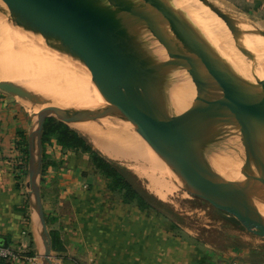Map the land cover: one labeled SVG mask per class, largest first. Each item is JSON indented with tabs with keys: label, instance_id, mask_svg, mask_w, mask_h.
<instances>
[{
	"label": "water",
	"instance_id": "obj_1",
	"mask_svg": "<svg viewBox=\"0 0 264 264\" xmlns=\"http://www.w3.org/2000/svg\"><path fill=\"white\" fill-rule=\"evenodd\" d=\"M114 2L145 37L151 51L137 53L126 48L119 39L112 20L95 0H0L45 47L89 74L97 84L111 88L125 86L141 92L181 80L177 78L183 76L189 77L193 83H206L218 104L221 155L152 135L142 121L147 113V104L141 97H136L133 115L112 99H105L97 109L109 111L123 125H128L160 160L182 164H197L206 158L221 160L230 174L229 189L207 192L190 188L183 182L186 189L193 196L217 206L221 211L233 213L230 209L217 205L219 202L232 200L241 206L250 219L264 228V174L259 170L256 160L253 100L247 83L221 52L226 47L231 53L248 55L249 48L240 43L239 38L245 34L264 42V30L231 18L222 32L225 43L222 42L221 45L215 44L207 36L186 38L182 44H177L148 22L143 12L130 0ZM83 23L90 25L99 35L105 51L94 47L85 37L82 32ZM0 91L14 99L33 104H39L40 101L36 95L6 82H0ZM83 109L88 108L85 105L54 108L30 115L31 126L26 135L25 187L29 210L38 224L37 233L42 244L41 264H53L55 259L52 256L51 237L41 197L43 125L51 117L69 126V120L81 119L76 114ZM238 222L247 232L264 237V234L250 231L239 220ZM0 247H6V243H0Z\"/></svg>",
	"mask_w": 264,
	"mask_h": 264
},
{
	"label": "rangeland",
	"instance_id": "obj_2",
	"mask_svg": "<svg viewBox=\"0 0 264 264\" xmlns=\"http://www.w3.org/2000/svg\"><path fill=\"white\" fill-rule=\"evenodd\" d=\"M136 1L139 2V0ZM206 1L209 4V6L207 7L208 10L211 11V14L215 12L214 13L215 15L219 16L220 18H223L221 14L225 13L224 15L229 19L231 18H234L236 20L238 19L249 25L264 30V14L260 13L255 9L249 11V8H247L241 0H206ZM144 2L156 3L157 0H144ZM0 8L2 9L3 12L7 14L8 17H10L11 21H14V19H16V21L19 23V20L14 16V14L11 11L8 10L7 7H5L0 3ZM11 16H13V18ZM204 25L205 24H203V26ZM16 26L17 29L10 27L8 24L0 23V29L2 31L3 30H5V32L9 31L8 33L15 34V36L23 40L25 39L24 40L25 42L29 41V43L31 44L29 46L31 47L33 46L32 44H34L37 45L36 46L37 48H41V49L43 48L42 50L45 49V51L47 50L46 52L51 53V55H54L58 63L62 64V66L55 72L57 83L52 84L53 82L51 81H38V83H33V86H28L30 84L28 83L29 76L35 73L36 70H38L39 73L40 68L31 67L29 64H27V62L33 61L32 58H37V57H35L33 54L27 53V51H25L18 42L6 41V40L0 41V71H1L0 81L3 78L4 80L2 79L1 82H6L25 91L29 90L27 92L33 95L38 94L37 97L39 99L41 97L42 104H44L42 106L43 108L42 111L59 108V107L70 108V107L85 105L88 109H83L76 114V117H79L83 120L82 121L74 120L73 122L72 119V124L70 122L71 120H69L68 122H70L69 124L70 127H72L77 131V129L74 127H77L76 125H81L84 122L85 124L83 123L84 125L82 124L81 126L83 127L88 126L93 130H96L97 128V130L99 131L102 130L105 133L120 140L121 143L124 144L122 146H131L136 148L138 150L136 151V153H134L136 156L130 155L128 156L129 158L127 157L123 160L114 161V162L109 161L108 159L106 160L112 163V165H114L115 167L127 173V175H129L128 176L129 179L132 181L133 185L136 188L143 189L149 194V196H151L152 198L151 200L154 204V208L141 211L142 214L154 215L158 218L168 221L170 223L171 229L174 232L186 231V232L198 233V235L204 238L205 241L212 242L214 245L218 246L223 251L228 250L232 246H236V245L245 246L252 249L253 248L264 249V237L254 234L252 232H247L244 228L241 227L240 224L239 226H237L233 224V222H231L232 219L236 220L237 222L238 220L241 221L240 218L242 215H245V213L236 210H231L235 214L236 216L235 217L233 213L229 211L218 210L217 206L213 204H209L206 201L193 196L186 189L185 184H187L190 188L193 189H198L197 186L191 181H189L188 178L182 175H181V179L185 184L180 182L179 188L170 189V190L169 189L158 190L159 192H161L160 194L163 197L162 199L157 198V196L151 194V192L148 191V188H146L147 185L146 179L138 176L139 172L142 171L147 172L152 167L150 161L146 159L145 152L153 157L155 156L154 158L157 160V163L159 162L158 163L159 166L165 168L163 164H167V163L160 160L153 152V150L143 140H141L137 135L133 133V131L130 129V127H128V125L124 126L109 111L104 109H97L99 106L103 105L105 99L109 98L117 102L120 101L119 104L122 107V109H124L130 115H133L135 110L131 111L129 106H127V104H125L122 101V98H120V95L121 97L135 95L132 94L133 88L132 89L127 88V90L125 91V90H120V86L111 88L93 82V79L90 77L89 74L74 67L73 65L66 62L65 60L57 56L55 53L50 51L47 47L41 44V42L35 37V35L25 26H23L21 23H19ZM30 34L32 37L30 36ZM206 36L211 41H213L215 44L218 45V36L215 33L211 32L210 30H207L204 32V34L202 33L201 35H199V37H206ZM27 42L26 44H28ZM123 45L129 50L131 49L133 52L140 53L134 47H130L125 44ZM33 47L36 48L35 46ZM96 48L101 51L106 50L104 44L98 45L96 46ZM222 54L231 62V60L223 52ZM234 54L236 57L240 55L236 53ZM241 56H243L244 58L251 57L248 60L250 65V72L255 77L253 78L252 82H248L245 79L243 80L247 83L248 87L250 86L249 90L251 92L252 98L256 97L255 99L254 98L252 99L255 109L254 110L255 119H256V123H258L256 124L255 152H256L257 166L259 170L264 174V117H263L264 49L260 47L259 50L250 51L248 55L241 54L240 56H238L239 57L238 61H240L239 63L242 65L244 69L243 66L244 64L241 61L242 58ZM13 61H17V62L15 63ZM67 64L72 69L68 68ZM4 69H6L5 70L6 72L4 71ZM192 85L194 89V91H191V94L194 93V98L192 99L193 102L192 105L186 107L184 111L179 112L178 114L175 115H174L173 101L171 103L172 106L169 105L170 102H169L168 94L171 93V87L169 83H167L166 85L162 84L157 89L149 88L147 90H141V92L145 91V93H148L150 91H156L160 96L161 101L164 102L163 104H165L162 105V104L150 103V102L147 104V113L146 116L142 118V121L150 133L153 132L157 135V137L167 138L182 144L183 142L180 137L179 131L177 130V126H176L177 124L174 116H176L177 119L181 120L182 122L185 121V117H190L193 120V122H201L203 120L201 117L205 116L208 113V116L210 115L211 122L215 123L216 121L215 119L218 118L219 110H218V104L216 103L215 100L216 97L214 96L211 88L206 83L200 81H196L195 83L192 82ZM95 86L101 89L103 92L108 93L110 97L104 98L100 96L99 98V95L97 93L95 94ZM54 88L58 89L60 92L61 91L63 92L60 93L58 90L54 91ZM108 88L110 89L109 91ZM198 94L202 95L201 96L202 99L199 98L200 96ZM0 95L6 98L10 97L9 95L1 91H0ZM137 95L138 97H140V94L138 92ZM94 99L95 100L97 99V101H94ZM143 99L147 101L146 98ZM261 99L263 100L262 102H260ZM15 100L20 105V108L25 114L34 115L38 113V108L40 107L38 106V104L36 105L20 99H15ZM90 101L92 102L90 103ZM258 101L260 102L258 103V106L260 104V107L256 106ZM45 103L47 106H54V107H45ZM261 103L263 104L262 107H261ZM96 104L98 106H95ZM259 108L261 113L260 115H258ZM256 110L258 113L256 112ZM164 113L169 114L170 116L167 118L163 116ZM77 132H79L92 146L89 136L82 134L80 131ZM218 132H219V128L215 132L214 142H212L211 145L220 148L222 147L221 146L222 137H221V133L220 136H218L219 135ZM217 138L219 142L216 140ZM215 143L216 145H213ZM93 150H95L101 156V154L95 148H93ZM45 151H46L45 153L46 165L49 166L51 165L50 163L54 162L57 164L56 168H58L59 170L56 173L57 175H54L53 180L50 181L51 184H49L48 188L46 187L47 185L46 182H43V184L41 185L43 187V190L45 191L46 196L48 195V200H47L48 203H50V201L54 198L61 199L59 198V195H57L58 194L57 189H60L62 185H65L67 187L71 182L76 181L74 184L76 185L78 184V190H79V193L77 194L76 197V201H80L81 199L86 200V197H90L89 199L91 201L99 205V208L98 209L96 208V210H98V213L105 212V207L103 208L105 204L111 207L108 209L110 213L112 212L113 214L120 213L121 209L124 210V213H127V211L129 210L127 206L135 208L134 205H128L123 203L121 199V195L109 189L108 181L94 167L88 154L82 152H76V153L72 152L69 153V155L71 154V156L68 157V160L63 162V161L50 160L51 158L54 157V155H61V152L59 153V149L58 150L55 149L53 143L52 145L46 144ZM137 152H139L138 155ZM62 154L64 155L67 153H62ZM65 167L69 170V174L63 172L65 170H60V169H64ZM168 167L172 168V166L167 164L166 168ZM175 167L185 171V173L186 171H188L187 169H189V166L187 164H182V163H180L178 166ZM182 168L185 169L187 168V169L184 170ZM46 169L47 167L45 168V170ZM45 174L46 171H44L43 176ZM165 175L168 177V174ZM209 180L210 182L217 181V179H213V178ZM24 181H27V175L26 177L25 176L23 177L22 183ZM101 202H104L105 204H101ZM28 214L30 215L31 218L32 233L34 235L35 242L37 245V249H36L37 255L33 258L34 261L30 262V264H37V263L39 264L41 263L40 255L42 254V244L37 233L38 224L36 222L35 217L32 215L31 211L29 210V208H28ZM241 224L246 229L252 231L249 226L245 225L242 222ZM47 229L48 231H50L48 225H47ZM244 237L247 239L245 240V242H244ZM242 241L244 244L242 243ZM52 256L53 258H56L57 254L52 251Z\"/></svg>",
	"mask_w": 264,
	"mask_h": 264
},
{
	"label": "crops",
	"instance_id": "obj_3",
	"mask_svg": "<svg viewBox=\"0 0 264 264\" xmlns=\"http://www.w3.org/2000/svg\"><path fill=\"white\" fill-rule=\"evenodd\" d=\"M241 1L249 11L255 9L264 14V0ZM45 107L54 106L45 103ZM30 126V115L22 111L17 101L0 95V243L25 258L17 264H30L29 259L37 255L31 218L27 221L21 211L27 201V189L17 166L22 154L15 147L18 131L27 135ZM53 146L61 155L50 160L64 162L71 156L63 155L54 143ZM60 170L69 174L66 167ZM45 171L41 185L46 182L48 188L59 170L49 165ZM75 182L57 189L61 199L54 198L50 203L41 186L49 229L56 233L64 249L53 264H264V249L236 245L223 251L198 233L174 232L168 221L144 215L134 207L127 206V213L121 209L113 214L108 209L111 207L101 202L106 205L105 212L98 213L99 205L90 197L76 201L79 190Z\"/></svg>",
	"mask_w": 264,
	"mask_h": 264
},
{
	"label": "bare ground",
	"instance_id": "obj_4",
	"mask_svg": "<svg viewBox=\"0 0 264 264\" xmlns=\"http://www.w3.org/2000/svg\"><path fill=\"white\" fill-rule=\"evenodd\" d=\"M95 1L97 2L99 6H101V8L107 13V15L112 20L115 26V29H116V33L123 44L130 46V47H134L140 53H147L151 51L148 41L140 33V31L133 25V23L124 15L123 11L114 2V0H95ZM131 2L143 12L142 14L148 22H150L159 32H161L162 34H164L166 37H168L170 40H172L173 42L177 44H182L184 39L186 38L197 39L199 35H201L202 33L204 34V32L207 30H210L211 32L215 33L218 36V45H221L220 43L222 42L225 43V38L222 32L229 18H227L224 15L225 13L221 14L223 18H220L219 16L215 15L214 14L215 12L211 14V11L208 10L207 6H209V4L207 3L206 0H157V2L154 4L152 2L146 3L144 2V0H139V2L136 0H133ZM140 3H143V4H140ZM11 17L13 18V16ZM0 23L8 24L10 27H13L15 29H17L16 25L19 24L16 21V19H14V21H11L10 17H8L7 14L2 11L1 8H0ZM203 24L205 25L203 26ZM8 32H5V30L2 31L0 29V41L6 40V41L18 42L23 47V49L27 51V53L33 54L35 57H37V58H32L33 61L27 62V64H29L31 67L40 68L39 73H38V70H36L35 73L29 76L28 83L30 84L28 86H33V83H38V81H51L53 82L52 84L57 83L55 72L62 66V64L58 63L55 56L51 55V53L46 52L47 50L45 51V49L42 50L43 48L42 49L37 48L36 47L37 45L32 44L36 48H34L33 46L32 47L29 46L31 45L29 41L28 42L26 41L28 43L26 44V42L24 41L25 39L23 40L15 36V34H11ZM82 32L94 47L103 44L99 35L87 23L82 24ZM239 42L244 43L249 48V51L259 50L260 47L264 49V42L260 38L250 37L249 35L244 34L239 38ZM222 52L231 60L233 66L236 68V70L239 72V74L242 76L243 79H245L248 82L253 81V78L255 77L250 72V65L248 61L251 57L244 58L243 56H241L242 57L241 61L244 64L243 65L244 69H243L242 65L239 63L240 61H238L239 60L238 56L240 55L237 56L238 57L237 59L235 54L231 53L226 47L225 49L222 50ZM13 62L16 63L17 61H13ZM67 67L72 69L68 64H67ZM5 70L6 69H4V71ZM177 79H181V80H177V82L169 83L171 87V93L168 92L169 102H170L169 105L172 106L171 103L173 101L174 115L178 114L179 112L184 111L186 107H189L190 105H192L193 103L192 99L194 98V93L191 94V91H194V89H193V85L189 77L183 76ZM57 90L58 89L54 88V91H57ZM109 90L110 89L108 88V91ZM120 90L126 91L127 87L120 86ZM62 92L63 91H61L60 93ZM96 93L99 95V98L100 96L104 98L110 97L108 93L103 92L101 89L95 86V94ZM138 93L140 94L141 98L147 99L148 102L146 101V104L150 102V103H158V104L165 105L163 104L164 102L161 101L160 96L158 95L156 91H150L148 93H145V91L144 92L142 91ZM132 94H135V95L126 96V97H121L120 95V98H122V101L125 104H127V106H129L131 111L135 110L136 108V97L138 96L135 89L132 90ZM198 95L200 96L199 98L202 99L201 98L202 95L201 94H198ZM253 98L255 99L256 97H253ZM263 100L261 99L260 102H262ZM92 101H90V103ZM94 101H97V99L96 100L94 99ZM260 102L259 101L257 102V105H256L257 107H260V104L258 106V103ZM97 104L95 106H98ZM262 105L263 104L261 103V107ZM38 106H40L38 108V113H40L42 112V109H43L41 97H40ZM258 111H259L258 115H260L261 114L260 108ZM163 116L168 118L170 115L164 113ZM174 117H175L176 124H177L176 125L177 130L179 131L180 137L183 142L182 144L188 145L191 147H198V148L206 149V150L216 153L217 155L222 154V147L218 146L220 148H217V146L215 147L211 145V143L214 142V135L218 128H219L218 136H220V133H221L219 118H216L215 123H213L211 122L210 115L208 116V113L205 116L201 117L203 119L201 122H193V120L190 117H185V121L182 122L181 120H178L176 116ZM263 117H264V113H263ZM70 122L72 124V120ZM70 122L68 123L70 124ZM81 125H76L77 127H74V128H76L77 131H80L82 134L89 136L93 148H95L101 154V156H103L105 159H108L109 161L114 162V161L123 160L130 155L132 156L135 155L134 153L138 151L136 148L131 147V146H122L124 144H122L120 140L105 133L102 130L99 131L97 130V128L96 130H93L89 128L88 126L83 127ZM151 134L154 136H157L153 132H151ZM216 140L218 141V138ZM213 145H216V143ZM138 153L139 152H137V155ZM145 154H146V159L150 161V164L152 167L147 172H143V171L139 172L138 176L146 179L147 181L146 188H148V191L151 192V194H153L154 196H157V198H161V199L163 198L160 194L161 192H159L158 190H162V189L170 190V189L179 188V183L180 182L183 183L181 179V175L188 178V180L194 183L198 189L207 191V192H214V191H218L221 189H229L230 187V184H229L230 174L228 172L227 166L221 160H218L215 158L214 159L206 158L205 160L197 164H192V163L187 164L189 166V169L186 168L188 170L186 171V173L188 174H186L185 171L175 167V166H178L180 163H177L172 160H162L163 162L172 166V168L171 167L166 168L167 164H163V166H165L164 168L158 165L159 162L157 163V160L154 158L155 156L153 157L147 154L146 152ZM182 169L186 170L185 168H182ZM165 174H168V177ZM211 178L217 179V181L214 180L215 182H210L209 179ZM217 205L221 207H226L230 210H236V211L245 213V215L241 216L240 222L249 226L252 231L264 234V228L260 224L250 219L247 213L236 202L232 200H228V201L219 202L217 203Z\"/></svg>",
	"mask_w": 264,
	"mask_h": 264
},
{
	"label": "trees",
	"instance_id": "obj_5",
	"mask_svg": "<svg viewBox=\"0 0 264 264\" xmlns=\"http://www.w3.org/2000/svg\"><path fill=\"white\" fill-rule=\"evenodd\" d=\"M60 148L63 153H72V152H82L89 155L90 160L92 161L94 167L100 172V174L108 181V187L113 192H117L121 195L122 202L128 205H134L139 211H145L154 208L151 196L144 191L143 189L136 188L132 181L129 179V175L119 168L115 167L100 156L88 141L76 130L70 128L68 125L56 120L55 118H47L44 122L42 129V165H41V177L44 174L45 168L48 166L45 163V145L52 144ZM16 150L19 151L22 156H24V163L27 164V136L18 131L17 141H16ZM51 166L56 167L57 164L52 162ZM19 171V167H18ZM27 172H24L26 177ZM18 177V180L20 179ZM42 182V178H41ZM28 201H26L24 207L21 209L25 219L30 220V215L28 214ZM46 224L48 225V219L45 217ZM233 224L239 226V223L236 220L232 221ZM51 237V249L54 253L59 254L64 251L62 244L52 230L49 231ZM32 244V243H31ZM33 253H31L32 255ZM0 264H7L4 261L0 260Z\"/></svg>",
	"mask_w": 264,
	"mask_h": 264
},
{
	"label": "built area",
	"instance_id": "obj_6",
	"mask_svg": "<svg viewBox=\"0 0 264 264\" xmlns=\"http://www.w3.org/2000/svg\"><path fill=\"white\" fill-rule=\"evenodd\" d=\"M17 166L19 167V172L21 175H24V172H27V165L24 163V156H22L17 162ZM25 258L17 251H14L9 247H0V260L4 261L7 264H17L22 262ZM30 262L34 261V259H29ZM56 264V263H55Z\"/></svg>",
	"mask_w": 264,
	"mask_h": 264
}]
</instances>
